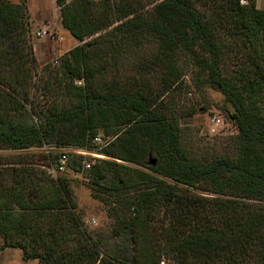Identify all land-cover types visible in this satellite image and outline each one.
Instances as JSON below:
<instances>
[{
  "label": "trees",
  "instance_id": "trees-1",
  "mask_svg": "<svg viewBox=\"0 0 264 264\" xmlns=\"http://www.w3.org/2000/svg\"><path fill=\"white\" fill-rule=\"evenodd\" d=\"M152 1L144 10L140 0H56L81 46L78 66L73 52L62 56L67 84L53 87L58 72L32 79L25 4L0 0V150L48 146L49 167L68 157L57 176L24 161L0 167V251L19 249L37 264H264V10L257 0ZM186 61L234 109L232 157L208 159L181 144L163 95ZM119 62L139 80L97 82ZM100 134L104 146L93 141ZM64 149L148 169L99 159L86 170L116 222L108 239L84 228L64 175L85 158Z\"/></svg>",
  "mask_w": 264,
  "mask_h": 264
},
{
  "label": "rangeland",
  "instance_id": "rangeland-1",
  "mask_svg": "<svg viewBox=\"0 0 264 264\" xmlns=\"http://www.w3.org/2000/svg\"><path fill=\"white\" fill-rule=\"evenodd\" d=\"M7 1L14 4L24 3L26 6V12L31 24L29 39L32 44V54L37 62V69L32 79L38 82L42 77L47 76L49 72H58V80L54 82L53 87L57 82H61L60 85L65 87L67 80L62 79L61 73L63 70L60 66L61 58L63 55L73 52V63L75 66H78V51L75 49L80 47L81 43L62 27L56 0ZM140 3L144 10H149L152 7L153 1L140 0ZM257 5L259 9H264V0H257ZM42 32L44 33L42 36H37L38 33ZM121 62L114 66L116 68L108 70L105 78H98L97 82H102L104 79V81H116L121 85H125V83L131 81H138L139 73L137 69L131 68L129 65L123 68ZM180 63L182 65L180 66L181 78L178 82L179 85L177 83V86L173 90H170L169 93L163 95V97L167 100V106L172 111L174 110V120L177 122L178 129L180 130L182 146L187 151L193 154H202L203 157L208 159L220 156L232 157L235 151L233 144L234 137L237 135V129L232 119V115L234 114L232 105L219 91L203 84L202 81L205 78V74L197 66L189 63V61H186L185 65L182 62ZM228 66L230 65L228 64ZM74 84L77 86H85L82 80H75ZM96 85L100 86L101 84L98 83ZM178 87H180L179 90L177 89ZM157 88L158 86L155 89ZM127 89L131 88L128 87ZM31 90L36 93L38 91L37 86ZM60 90L64 91L65 89ZM66 100V98H58L56 103L61 105L68 102ZM213 118L218 119L219 124L215 132L211 133L209 126ZM112 129L116 130L118 128L107 126L104 128L105 131ZM102 131L103 129L101 128L97 132L101 133ZM100 138L102 140L101 144L94 143L101 146L106 145L104 144L106 138L103 139L101 134ZM64 150H66V153H71L68 149ZM86 152V154L83 153L81 155L91 164L94 163V160L100 159L127 165L119 159L106 156L96 150ZM53 153H56L55 150L53 152L48 146L31 148L25 151L0 150V167L10 166L11 164L24 161V165L34 167L44 173L48 171L51 174V167L48 166L47 155ZM130 167L148 172V169L136 166ZM64 176L70 184L76 210L83 221L86 231L95 238L108 239L111 231L116 227V222L109 216L107 207L94 197L96 188L90 184V175L84 169L83 163L80 172L67 171V174ZM201 194L211 196L209 193ZM1 244L2 239L0 238V246ZM0 264H37V261H25L22 259L19 249L6 248L0 251ZM161 264H171V262L169 260H163Z\"/></svg>",
  "mask_w": 264,
  "mask_h": 264
},
{
  "label": "built area",
  "instance_id": "built-area-1",
  "mask_svg": "<svg viewBox=\"0 0 264 264\" xmlns=\"http://www.w3.org/2000/svg\"><path fill=\"white\" fill-rule=\"evenodd\" d=\"M240 3L241 4H246V0H240ZM42 34H44L43 32L42 33H38L37 36H42ZM210 126H209V131L211 133H214L216 128L218 127V124H219V120L216 119V118H213L211 119L210 121ZM94 142L96 144H101L102 140L100 138V136H97L95 139H94ZM103 144V143H102ZM69 152H72V153H75V154H86V150H81V149H68ZM67 161H68V157L64 154L60 157L59 159V162L57 164V166L55 167H51V175L52 176H57L59 173L63 172L65 169H66V164H67ZM83 167L84 169L86 170H89L91 168V163H89L87 160H84L83 162Z\"/></svg>",
  "mask_w": 264,
  "mask_h": 264
},
{
  "label": "crops",
  "instance_id": "crops-1",
  "mask_svg": "<svg viewBox=\"0 0 264 264\" xmlns=\"http://www.w3.org/2000/svg\"><path fill=\"white\" fill-rule=\"evenodd\" d=\"M256 7L259 9L258 5H257V1H256ZM261 10H264V9H261Z\"/></svg>",
  "mask_w": 264,
  "mask_h": 264
},
{
  "label": "water",
  "instance_id": "water-1",
  "mask_svg": "<svg viewBox=\"0 0 264 264\" xmlns=\"http://www.w3.org/2000/svg\"><path fill=\"white\" fill-rule=\"evenodd\" d=\"M152 164H154V162H152Z\"/></svg>",
  "mask_w": 264,
  "mask_h": 264
}]
</instances>
